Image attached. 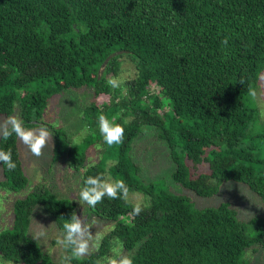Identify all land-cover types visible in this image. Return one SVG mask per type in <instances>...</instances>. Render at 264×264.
<instances>
[{"label": "trees", "instance_id": "trees-1", "mask_svg": "<svg viewBox=\"0 0 264 264\" xmlns=\"http://www.w3.org/2000/svg\"><path fill=\"white\" fill-rule=\"evenodd\" d=\"M124 55L134 73L113 89L107 79L119 75ZM263 71L264 0H0V116L12 115L20 97L25 126L53 131L52 163L66 159L67 168H81V187L102 175L129 188L127 200L82 206L111 226L71 264H107L118 248L134 264H264L257 261L264 258V117L246 103ZM84 87L92 100L82 113V141L97 144L100 154L90 163L65 130L37 119L52 96ZM100 114L129 121L122 144H105ZM154 146L173 165L178 190L212 197L234 181L258 196L262 209L241 220L229 200L195 207L162 181L145 180L139 149L153 154ZM0 149H11L17 164L10 171L0 163V188H26L18 137L0 139ZM77 206L48 187L16 198L11 223L0 228L1 262L53 264L28 234L31 221L45 216L63 233Z\"/></svg>", "mask_w": 264, "mask_h": 264}, {"label": "rangeland", "instance_id": "rangeland-1", "mask_svg": "<svg viewBox=\"0 0 264 264\" xmlns=\"http://www.w3.org/2000/svg\"><path fill=\"white\" fill-rule=\"evenodd\" d=\"M122 63L120 67L119 75L115 78L123 83L125 78L133 75L134 66L130 59L124 55L122 58ZM256 90V96L252 97L247 94V104L250 106L258 107L261 116L264 117V71L260 74L258 79V85L254 88ZM20 97L14 104V112L12 115L20 116ZM92 100L91 92L89 89L84 88L79 89H68L59 94L52 96L43 108L42 114L37 119L54 125L56 128L61 127L67 132L69 137L71 136L73 143V149L78 153H85V157L88 162L97 161L100 154H94L95 145L84 144L83 137L86 134L87 128L86 118L82 115L85 108L88 107V103ZM7 117L0 116V122H3ZM49 131L52 129L47 126ZM53 140V135H52ZM50 140L48 145L42 150V155L40 157L34 156L30 150L22 144L18 138L19 154L22 161V170L27 177V186L22 190H7L5 187L0 188V228L8 226L12 220V202L26 194L28 190L33 189L36 186L48 187L59 197H69L78 205V216L86 218V220L93 226L90 231L93 234L92 251L98 244L99 241L96 240V235H101L109 229L110 223L104 222L93 216H89L85 209L82 207L86 205L83 202H79V193L82 189L81 185V173L82 169L74 170L66 167L67 160L60 159L59 165L52 163L51 157L54 151L53 141ZM154 153L151 154L148 151L139 149V155L137 159L141 161V176L145 180L162 181L161 185L164 188H168L176 191L188 197L190 203L197 207H205L216 205L220 200H229L232 207L236 210L238 217L241 220H248L253 215L257 214L258 211L262 209V203L258 196H256L252 191H250L243 184L227 181L223 182L220 186L219 192L212 197H199L192 192L185 191L183 189L178 190L177 185H175L171 180L170 171L173 165L166 158V153L162 150L163 147L154 146ZM160 178V179H159ZM0 170V181H3ZM171 184V185H170ZM169 185V186H168ZM176 188V189H174ZM131 199L137 203L138 196L131 195ZM83 204V205H81ZM196 207V206H195ZM38 222L43 224L46 229V237L37 240L41 250L50 254L53 264H63V258L67 255V251L58 244V240L62 239L63 233L61 229L57 228L50 219L45 216H35L30 224L28 234H31L39 226ZM89 251V252H90ZM44 252V253H45ZM110 255V257L113 255ZM259 254V253H258ZM257 256V255H256ZM263 256H258L257 261H263ZM0 264H3L0 260ZM102 264H105L102 263Z\"/></svg>", "mask_w": 264, "mask_h": 264}, {"label": "clouds", "instance_id": "clouds-1", "mask_svg": "<svg viewBox=\"0 0 264 264\" xmlns=\"http://www.w3.org/2000/svg\"><path fill=\"white\" fill-rule=\"evenodd\" d=\"M229 37H225L221 44L227 47ZM243 83V81H241ZM107 84L115 89L120 87L121 81L115 77H109ZM249 95L256 96V90L251 86L248 89ZM129 121L124 120L118 122L116 118L109 119L106 115L100 114L98 116L99 132L103 137L105 144L109 147L123 143L125 125ZM15 135L19 140L27 146L30 152L40 157L42 150L52 140V133L48 127L42 123L35 127H26L25 121L17 115L8 116L3 122H0V139L7 141L9 137ZM0 163L7 166L8 170H15L17 164L12 159L11 149L5 151L0 149ZM129 188L124 180L105 178L102 175L88 176L84 180V186L79 193V202L86 203L89 207L95 208L97 204L101 203L105 197L109 199H128ZM143 210L142 206L138 203L134 206L133 212L139 215ZM38 227L32 233V239L35 241L46 237V227L38 222ZM90 224L86 218L78 216L73 212L70 218L66 219L63 224V236L57 242L69 254L64 256L63 264H71L73 259L79 260L89 254L90 248L93 246V234ZM100 236L96 235V240H100ZM98 247V244L95 245ZM107 264H134L132 254L124 253L122 249H115L113 255L108 258Z\"/></svg>", "mask_w": 264, "mask_h": 264}]
</instances>
